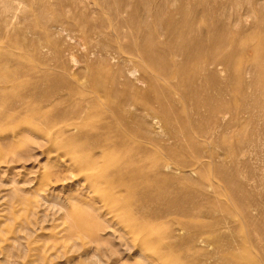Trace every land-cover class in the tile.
Here are the masks:
<instances>
[{"label":"rangeland","instance_id":"obj_1","mask_svg":"<svg viewBox=\"0 0 264 264\" xmlns=\"http://www.w3.org/2000/svg\"><path fill=\"white\" fill-rule=\"evenodd\" d=\"M192 2L208 5L211 36L221 38L222 52L230 50L232 67L225 65L223 70L219 65L216 69L219 81L224 80L226 84L222 97L228 104L231 102V106L235 104L233 108L238 105L244 108L243 104L250 102L251 90L246 88L249 78L244 76L242 82L235 75L239 72V64L247 65L248 59L255 54L260 58L255 70L264 72V0ZM102 9L106 14L111 12L98 0H0V80L9 77L14 87L11 90L9 86L3 93L5 96L0 93V264H232L236 260L227 257L234 254L237 258L233 259L245 262L258 256L264 261V100L261 98L264 85L261 83H258L255 109L249 112L250 115L240 113L236 120L230 114L219 116L212 122L215 133L212 139L219 135L223 141H216L211 146L202 143L203 155L214 157L213 160L201 159L204 175L213 176V172L223 168L226 175L220 178L221 183L214 177L212 186L201 185L198 165L165 170L171 175L168 190H178L165 195L172 194L174 200L184 202V205H202L201 214L194 221L203 224L200 230L205 233L200 232L206 242L201 238L203 242L186 245V235L192 234L195 227L183 229L164 220L151 223L150 231L164 233L166 228H174V237L158 242L155 240L157 234H154L151 241L144 242L138 224L135 230L127 220L120 222L116 218L122 215L118 211L126 209L108 212L111 199L110 203L115 197L130 193L126 195L105 186L95 190L93 183L103 181V176L110 172V161L106 159L89 168L85 161L93 156V151L81 150L78 142L68 139L77 137L81 130L68 127L66 133L61 134L64 121L86 122L91 117L87 112L75 117L61 115L69 109L65 102L66 91L56 78L67 74L58 67L61 62H68L71 75L82 69L84 49L73 50V58L55 55L50 44L60 42L64 36L55 33L49 25L54 19H63L69 11L66 21L77 31L71 33L77 37L86 29L83 23L86 19L99 24ZM192 14L191 17L196 19L198 13ZM227 19L232 37L221 31L223 21ZM242 49L243 55L240 54ZM43 69L56 77L42 81ZM13 77L16 78L12 80ZM33 83L38 86L37 93L31 90ZM212 94L215 95V91ZM232 94L237 96L233 99ZM18 99L23 100V104L20 105ZM83 104L87 108L91 106L87 102ZM173 128L180 131L177 122ZM167 129V122H162L157 130L161 145L173 144L168 139ZM99 169L104 170L102 175L98 173ZM214 187L227 192L216 193ZM199 188L204 192L196 194L197 198L193 200L187 198L190 190ZM152 194L134 193L130 197L131 203L150 201V197L165 198L161 197L164 193ZM232 196L239 200L236 210L234 207L231 210L233 213L213 208L214 199L233 206ZM244 208L249 212L250 217H245L249 221H245L240 212ZM96 221H101L104 227L98 225L101 227L98 230L94 225ZM40 248L43 252L39 260L36 249ZM243 260L241 262L245 263Z\"/></svg>","mask_w":264,"mask_h":264},{"label":"bare ground","instance_id":"obj_2","mask_svg":"<svg viewBox=\"0 0 264 264\" xmlns=\"http://www.w3.org/2000/svg\"><path fill=\"white\" fill-rule=\"evenodd\" d=\"M102 2L105 3L106 10L110 9V14H106L102 9V19L98 25L86 19L83 22L86 29L76 34L77 37L71 34L74 27L66 21L67 18L69 19V11L63 19H54L53 24H49L55 33L64 36L60 42L50 44V49L54 50L55 55L73 58V50L75 51L77 47L84 49V66L81 70L74 71V74L71 75V66L66 65L68 62L66 64L61 62L58 66L67 72L65 77L61 74L56 77L49 70H42V81H51L56 77L66 91L65 102L69 110L65 108L67 112L62 111V116L71 114L75 117L83 112L91 116L86 122L82 120L64 121L61 134L64 135L68 127L81 130L77 137L68 139L70 142H78L81 150L91 149L93 151V156L85 161L89 164V168L106 159L110 161V172L103 176V181H95L93 187L98 190L105 186L116 192L130 193L128 196H121L117 199L115 197L111 203L112 199L110 201L108 199V212L113 213L126 209L118 211L122 215H117L116 218L120 222L127 220L135 230V225L138 224V230L142 231V241H151L154 234H157L155 240L158 242L174 237V230H176L174 228H166L164 233L150 231L149 225L159 220H164L166 223L171 222V225H177L183 229L187 226L195 227L192 234L186 235V245L202 241L201 238L204 235L200 232L203 230L200 229L203 224L199 223L200 221L197 222L199 224L194 221L201 214L202 205L199 203L184 205V202L174 200L175 196L172 194L165 195V193L178 192V190H175L176 192L168 190L171 175L166 174L165 170L198 165V173L202 179L201 185L212 186L214 177L219 179L220 183L222 182L220 178L226 175L223 168L213 172V176L204 175L201 159L213 160L214 157L203 155L201 146L202 143L211 146L216 141H223L219 135L212 139L215 134L212 122L216 118L230 114L231 118L236 120L240 113L246 114L255 109L258 83L264 85V72L255 70L260 61L259 55H252L247 65L239 64L237 69L239 72H236L235 76L242 82L244 76L249 78L246 88L251 90L250 102L247 105L243 104L244 108L239 107L241 105L233 108L235 104L231 106V102L228 104L224 96L222 97L226 91V84L224 80L219 81L216 72L219 65H222L223 70L225 65L232 67L233 63L229 57L230 50L222 52L221 38L211 36L208 26V16L211 10L205 2L98 0V3ZM192 13H198L196 19L191 17ZM221 31L226 36L232 37L229 19L223 21ZM208 37H210L209 43ZM161 39H163L162 42ZM242 53H244L243 49L240 51V54ZM44 63L47 66L45 61ZM33 68L30 69L31 74ZM9 83L10 85H7ZM11 84L9 77L0 80L2 96H5L3 93L9 86L11 90L14 89ZM31 85V90L37 93L39 91L37 84ZM210 89L216 94L213 95ZM238 92L236 93L239 95ZM175 95L178 97L176 98ZM231 96L233 98L237 95L232 94ZM261 98L264 100V91L261 93ZM17 102L20 105L23 104L21 99ZM83 102L89 103L90 108H87L88 106H85ZM17 106L14 107L17 108ZM130 108H133V111H130ZM149 111L151 114L148 113ZM162 122H167L168 139H171L173 144L167 146L159 144L157 130H160ZM176 122L180 125V131L173 128ZM61 123H63L62 120ZM97 171L101 175L104 172L102 169ZM95 176L99 178V175L95 174ZM215 187L214 192L216 193L227 192ZM200 192H204V189L190 190L187 198L193 200ZM134 193L150 196L153 195L152 193H164L161 197L165 198L150 197V201L140 200L131 203L130 197ZM219 202L214 199L213 208L230 213L233 207L236 210L239 200L232 196L233 206ZM228 202L230 203V200ZM241 211L244 218L250 217L247 208ZM94 225H97L98 230L104 227L101 221ZM98 225L101 227L98 228ZM202 239L204 240V237ZM42 249H36L38 259L42 256ZM236 256L234 254L233 257ZM231 257L228 255L227 258L236 260L232 264H264L262 257L259 256L250 258L248 262L241 258L238 260L237 257L234 259ZM242 260L245 263L241 262Z\"/></svg>","mask_w":264,"mask_h":264}]
</instances>
